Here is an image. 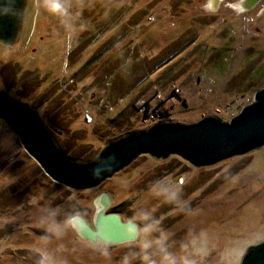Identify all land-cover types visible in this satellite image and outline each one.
I'll return each instance as SVG.
<instances>
[{"label":"rangeland","instance_id":"obj_1","mask_svg":"<svg viewBox=\"0 0 264 264\" xmlns=\"http://www.w3.org/2000/svg\"><path fill=\"white\" fill-rule=\"evenodd\" d=\"M249 2L28 0L18 40L0 43V90L38 110L78 162L160 121H230L264 87V0ZM105 195L137 240L80 233L74 219L95 227ZM262 241L264 146L200 168L143 154L73 189L0 119V264H240Z\"/></svg>","mask_w":264,"mask_h":264},{"label":"water","instance_id":"obj_2","mask_svg":"<svg viewBox=\"0 0 264 264\" xmlns=\"http://www.w3.org/2000/svg\"><path fill=\"white\" fill-rule=\"evenodd\" d=\"M258 0H250L249 6ZM28 0H0V43L13 45L19 38ZM0 119L17 134L24 149L55 182L73 189H89L129 166L140 155L166 159L175 154L200 168L264 146V87L254 101L230 121L213 115L186 124L160 121L149 129L108 143L91 161L78 162L64 153L46 128L38 110L0 90ZM103 203L107 205L105 195ZM74 223L95 243H123L139 238L140 227L124 221L118 212L98 209L95 227L83 217ZM240 264H264V241L250 245Z\"/></svg>","mask_w":264,"mask_h":264},{"label":"bare ground","instance_id":"obj_3","mask_svg":"<svg viewBox=\"0 0 264 264\" xmlns=\"http://www.w3.org/2000/svg\"><path fill=\"white\" fill-rule=\"evenodd\" d=\"M102 206V207H101ZM104 208V204H103V202H102V205H101V203H100V210H102ZM80 230V229H79Z\"/></svg>","mask_w":264,"mask_h":264},{"label":"clouds","instance_id":"obj_4","mask_svg":"<svg viewBox=\"0 0 264 264\" xmlns=\"http://www.w3.org/2000/svg\"><path fill=\"white\" fill-rule=\"evenodd\" d=\"M107 255V254H106ZM124 264H127V260L125 259Z\"/></svg>","mask_w":264,"mask_h":264}]
</instances>
